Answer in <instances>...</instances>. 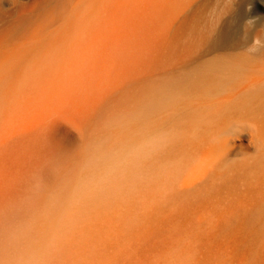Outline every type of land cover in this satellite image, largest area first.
Segmentation results:
<instances>
[{
    "label": "rangeland",
    "instance_id": "374dc122",
    "mask_svg": "<svg viewBox=\"0 0 264 264\" xmlns=\"http://www.w3.org/2000/svg\"><path fill=\"white\" fill-rule=\"evenodd\" d=\"M79 1L0 0V264H26L18 228L34 220L38 247L48 229L41 213L68 195L87 161L142 141L123 88L127 4L106 0V16L100 0L105 18L92 15L93 26L86 7L97 2L77 10ZM74 25L82 34L70 48ZM53 42L69 48L67 59ZM143 181L142 161L134 183L86 201L39 264H264L263 222H164L144 205Z\"/></svg>",
    "mask_w": 264,
    "mask_h": 264
},
{
    "label": "bare ground",
    "instance_id": "6f19581e",
    "mask_svg": "<svg viewBox=\"0 0 264 264\" xmlns=\"http://www.w3.org/2000/svg\"><path fill=\"white\" fill-rule=\"evenodd\" d=\"M95 1L87 3L94 10L75 6L86 7L91 24L107 14L106 0V13ZM125 2L124 97L140 112L142 141L153 142L143 160L144 205L164 222L264 223V0ZM51 46L61 49L58 61L69 53Z\"/></svg>",
    "mask_w": 264,
    "mask_h": 264
},
{
    "label": "clouds",
    "instance_id": "9594fccd",
    "mask_svg": "<svg viewBox=\"0 0 264 264\" xmlns=\"http://www.w3.org/2000/svg\"><path fill=\"white\" fill-rule=\"evenodd\" d=\"M152 147L151 140H144L120 146L87 161L68 195L61 201L54 199L41 213L48 229L38 247L32 246L34 220L26 221L18 228L17 239L26 264H39L40 257L57 246L86 201L119 192L134 183L141 162L150 154Z\"/></svg>",
    "mask_w": 264,
    "mask_h": 264
}]
</instances>
